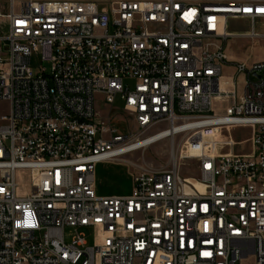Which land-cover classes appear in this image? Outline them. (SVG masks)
<instances>
[{
  "label": "built area",
  "instance_id": "obj_1",
  "mask_svg": "<svg viewBox=\"0 0 264 264\" xmlns=\"http://www.w3.org/2000/svg\"><path fill=\"white\" fill-rule=\"evenodd\" d=\"M261 19L264 0H0V264H264V59L225 48ZM165 138L129 194L97 192V163Z\"/></svg>",
  "mask_w": 264,
  "mask_h": 264
},
{
  "label": "rangeland",
  "instance_id": "obj_2",
  "mask_svg": "<svg viewBox=\"0 0 264 264\" xmlns=\"http://www.w3.org/2000/svg\"><path fill=\"white\" fill-rule=\"evenodd\" d=\"M230 31L233 32H243L246 31L249 27V21L247 20H231L229 23ZM256 28L259 32L264 33V20H257ZM226 51L232 50L240 60L246 59L248 62L261 60L264 58V38H259L257 40L249 39L246 37H231L225 43ZM120 103L118 102L117 105ZM8 104L0 102V113L7 111ZM101 111L106 114L107 107L104 104L100 105ZM112 122L114 128L121 133L126 134L128 131H131L134 127V122L129 113L125 111H120L113 113ZM166 125L158 124L153 125L147 128L143 135H148L154 133ZM251 126L245 125H235L231 126L228 130L222 129V136L227 137L228 133L236 140L237 145L236 149L240 151H248L250 149V139L252 133ZM207 140L211 142L214 141L212 134L205 133ZM180 141V136L176 137V143ZM217 142V141H216ZM171 145V140L168 138L162 139L158 142H155L150 147L144 150H136L126 155H123L121 158L116 159L115 161L122 165V167L127 168L129 171L133 172L137 169L138 165H154L158 166L160 164L166 163L169 155V149ZM113 161V160H109ZM187 169V168H186ZM186 169H182L183 173H186ZM27 174V171H23ZM120 179L126 182V176L123 171H120ZM23 185L28 187V180L25 178ZM115 187V186H114ZM74 234L72 227L66 226L65 228V240L69 242ZM87 241L89 244H92L93 235L89 234ZM252 260L247 261L245 264H253Z\"/></svg>",
  "mask_w": 264,
  "mask_h": 264
},
{
  "label": "crops",
  "instance_id": "obj_3",
  "mask_svg": "<svg viewBox=\"0 0 264 264\" xmlns=\"http://www.w3.org/2000/svg\"><path fill=\"white\" fill-rule=\"evenodd\" d=\"M227 53L231 60L248 62L246 59L240 60L232 50L227 51ZM224 75L231 77L232 80L238 81L239 83L243 82L244 79V75L238 73L232 66H226L224 68ZM120 171L124 172L125 175L123 176H126V182L120 179ZM132 174L133 172L122 167V165L115 160L99 162L97 163L95 170L96 190L102 195L129 194L132 190Z\"/></svg>",
  "mask_w": 264,
  "mask_h": 264
},
{
  "label": "bare ground",
  "instance_id": "obj_4",
  "mask_svg": "<svg viewBox=\"0 0 264 264\" xmlns=\"http://www.w3.org/2000/svg\"><path fill=\"white\" fill-rule=\"evenodd\" d=\"M205 139L207 140V138L205 137Z\"/></svg>",
  "mask_w": 264,
  "mask_h": 264
}]
</instances>
